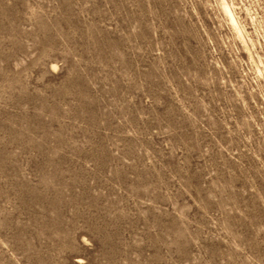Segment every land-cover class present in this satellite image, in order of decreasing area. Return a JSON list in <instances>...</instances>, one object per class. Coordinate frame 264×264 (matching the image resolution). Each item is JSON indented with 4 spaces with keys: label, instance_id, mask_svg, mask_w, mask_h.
Returning a JSON list of instances; mask_svg holds the SVG:
<instances>
[{
    "label": "rangeland",
    "instance_id": "1",
    "mask_svg": "<svg viewBox=\"0 0 264 264\" xmlns=\"http://www.w3.org/2000/svg\"><path fill=\"white\" fill-rule=\"evenodd\" d=\"M0 264H264V0H0Z\"/></svg>",
    "mask_w": 264,
    "mask_h": 264
}]
</instances>
